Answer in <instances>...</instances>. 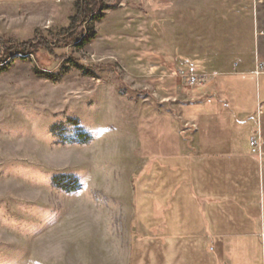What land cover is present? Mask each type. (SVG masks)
Segmentation results:
<instances>
[{"label":"rangeland","instance_id":"1","mask_svg":"<svg viewBox=\"0 0 264 264\" xmlns=\"http://www.w3.org/2000/svg\"><path fill=\"white\" fill-rule=\"evenodd\" d=\"M75 1L0 4L1 45L39 47L0 71V264H131L139 179L148 192L161 180L170 218L183 219L186 201L192 207L177 159L145 166L166 113L178 117L180 92L200 85L193 76L202 73L175 63L211 64L213 46L234 29L254 47L263 40L262 12L234 28L219 0H103L97 35L79 49L61 35ZM253 1L243 9L255 13ZM57 175L80 188L56 186ZM253 254L260 264L262 247Z\"/></svg>","mask_w":264,"mask_h":264},{"label":"crops","instance_id":"2","mask_svg":"<svg viewBox=\"0 0 264 264\" xmlns=\"http://www.w3.org/2000/svg\"><path fill=\"white\" fill-rule=\"evenodd\" d=\"M48 1L0 0V4ZM219 3L227 8L234 28L243 20L251 27L262 12L258 28L263 40L254 47L251 35L250 41L242 40L234 29L213 46L211 64L199 61L192 66L181 58L175 63L202 73L204 80L180 92L178 117L170 110L166 113L170 121L145 166L153 171L162 157L177 159L185 168L179 183L185 184L193 209L186 201L183 219L170 218L172 207L162 203L161 180L148 192L149 180L139 179L138 188L131 189L138 219L131 264H254L259 258L253 254L256 246L263 249L260 264H264V9L257 11L255 0V13L243 9L246 0ZM252 139L259 142L261 157L252 152Z\"/></svg>","mask_w":264,"mask_h":264},{"label":"trees","instance_id":"3","mask_svg":"<svg viewBox=\"0 0 264 264\" xmlns=\"http://www.w3.org/2000/svg\"><path fill=\"white\" fill-rule=\"evenodd\" d=\"M74 5L76 13L71 16L70 26L64 29L61 35L67 37L69 41H71L69 42L70 44H74L79 49H82L95 39L97 35L95 24L104 19L105 10L108 6L103 0H76ZM79 28H81L80 31L78 30ZM1 43L0 41V71H4L8 68L9 63L7 60L9 58L13 56L27 58L29 54L36 53L39 48L36 41L21 42L18 47L12 46L9 43L1 45ZM76 65L81 67L79 64ZM36 73L38 75H45L49 78L53 77L38 68H36ZM78 181V179L69 175H57L53 178V182L56 186L67 191L78 190L80 188Z\"/></svg>","mask_w":264,"mask_h":264},{"label":"built area","instance_id":"4","mask_svg":"<svg viewBox=\"0 0 264 264\" xmlns=\"http://www.w3.org/2000/svg\"><path fill=\"white\" fill-rule=\"evenodd\" d=\"M256 4L259 6H263L264 1L263 0H255ZM256 5V6H257ZM258 67L260 68L261 66L258 65ZM193 80L196 81V83H203L204 77L203 76H193ZM251 146H252V152L255 154H259L260 157L262 156V152L260 150V146H259V142L256 139H252L251 140Z\"/></svg>","mask_w":264,"mask_h":264}]
</instances>
